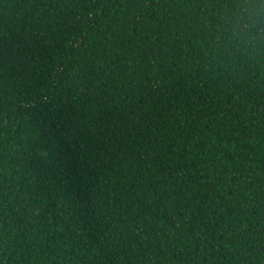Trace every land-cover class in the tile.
<instances>
[{
	"label": "trees",
	"instance_id": "obj_1",
	"mask_svg": "<svg viewBox=\"0 0 264 264\" xmlns=\"http://www.w3.org/2000/svg\"><path fill=\"white\" fill-rule=\"evenodd\" d=\"M0 264H264V0H0Z\"/></svg>",
	"mask_w": 264,
	"mask_h": 264
}]
</instances>
